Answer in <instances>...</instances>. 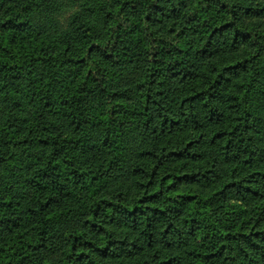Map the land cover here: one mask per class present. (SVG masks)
I'll use <instances>...</instances> for the list:
<instances>
[{"label": "trees", "instance_id": "trees-1", "mask_svg": "<svg viewBox=\"0 0 264 264\" xmlns=\"http://www.w3.org/2000/svg\"><path fill=\"white\" fill-rule=\"evenodd\" d=\"M0 264H264V0H0Z\"/></svg>", "mask_w": 264, "mask_h": 264}, {"label": "rangeland", "instance_id": "rangeland-1", "mask_svg": "<svg viewBox=\"0 0 264 264\" xmlns=\"http://www.w3.org/2000/svg\"><path fill=\"white\" fill-rule=\"evenodd\" d=\"M62 1H67V0H62ZM73 8H74V5L66 8V10H64L61 14L58 15V18L60 20L59 24L61 23L62 26L65 24L66 18L68 14L73 10Z\"/></svg>", "mask_w": 264, "mask_h": 264}]
</instances>
